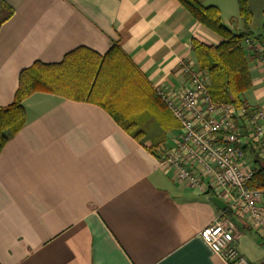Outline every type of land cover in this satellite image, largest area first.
<instances>
[{"label": "crops", "instance_id": "obj_1", "mask_svg": "<svg viewBox=\"0 0 264 264\" xmlns=\"http://www.w3.org/2000/svg\"><path fill=\"white\" fill-rule=\"evenodd\" d=\"M197 1L217 7L223 24L233 8ZM231 19L233 34L245 30ZM193 41L221 39L177 0H0V107L34 62L58 63L79 47L103 55L114 43L151 87H180L182 63L198 68ZM248 67L256 103L244 102L262 108L264 73ZM23 108L24 126L0 153V264H224L201 236L220 218L233 225L239 255L264 258L241 216L174 183L99 107L35 93Z\"/></svg>", "mask_w": 264, "mask_h": 264}, {"label": "trees", "instance_id": "obj_2", "mask_svg": "<svg viewBox=\"0 0 264 264\" xmlns=\"http://www.w3.org/2000/svg\"><path fill=\"white\" fill-rule=\"evenodd\" d=\"M177 1L199 25L221 39L215 46L192 43L198 69L209 78L211 99L236 108L245 106L242 96L251 89L252 80L248 67L251 57L246 54L243 44L245 39H253L264 46V23L258 34L250 31L253 17L248 0H236L238 20L245 29L238 34L224 26L217 7L202 6L197 0ZM11 13L9 10L2 21ZM35 93L99 107L152 155L156 148L167 147L168 131L178 127L176 121L172 125V116L118 43L112 44L103 55L79 47L65 54L58 63L34 62L20 71L11 104L0 107V153L8 140L24 126L23 102ZM144 120H151L156 128L166 130L153 139L143 126ZM244 151L248 155L254 152L249 146ZM253 163L257 168L249 186L264 188V164L254 156ZM230 213L226 207L222 215Z\"/></svg>", "mask_w": 264, "mask_h": 264}, {"label": "built area", "instance_id": "obj_3", "mask_svg": "<svg viewBox=\"0 0 264 264\" xmlns=\"http://www.w3.org/2000/svg\"><path fill=\"white\" fill-rule=\"evenodd\" d=\"M253 67L264 73V46L244 40ZM180 87H152L155 95L177 122L176 132L154 158L174 183L200 195L214 196L264 241V188L249 186L256 171L253 156L264 164V107L236 108L216 103L209 93V78L191 63H182ZM201 236L224 264L251 263L234 246L235 229L227 219H216Z\"/></svg>", "mask_w": 264, "mask_h": 264}, {"label": "rangeland", "instance_id": "obj_4", "mask_svg": "<svg viewBox=\"0 0 264 264\" xmlns=\"http://www.w3.org/2000/svg\"><path fill=\"white\" fill-rule=\"evenodd\" d=\"M263 2H264L263 0H248V3L251 6L252 13H253L252 22H251L249 28L253 32V34L259 33L261 31V27L264 23ZM232 3H233L232 10L223 16L224 24L226 25V27H230V26L233 27L235 25V22H236L235 20L233 23L230 22L231 18H233V16H234V19L238 18L237 2H236V0H233ZM237 21H239V20H237ZM238 23L241 24L240 21ZM242 98H243V100H246V102L248 104L255 105V103H256V101H254V99L252 98V91H248V92L244 93ZM171 119H173V118H171ZM173 120H172V125H175L176 124L175 120L174 121ZM143 126L145 127V129H147V131L150 133V136H152L153 139L156 138L157 136H161V134H163V132L166 130L164 128H156L151 120H149V121L144 120ZM170 131H172L171 133L174 132L173 129H171ZM170 131H168V132L170 133Z\"/></svg>", "mask_w": 264, "mask_h": 264}, {"label": "water", "instance_id": "obj_5", "mask_svg": "<svg viewBox=\"0 0 264 264\" xmlns=\"http://www.w3.org/2000/svg\"><path fill=\"white\" fill-rule=\"evenodd\" d=\"M206 197L207 199H209L210 202H212L221 211H224L226 209V204L223 203L220 199L214 196H206Z\"/></svg>", "mask_w": 264, "mask_h": 264}]
</instances>
